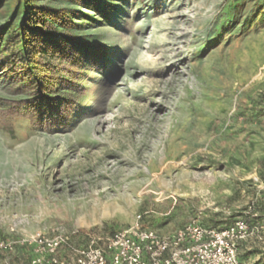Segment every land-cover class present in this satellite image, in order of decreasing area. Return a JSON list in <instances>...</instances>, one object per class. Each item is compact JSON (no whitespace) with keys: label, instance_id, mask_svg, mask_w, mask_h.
Masks as SVG:
<instances>
[{"label":"rangeland","instance_id":"rangeland-1","mask_svg":"<svg viewBox=\"0 0 264 264\" xmlns=\"http://www.w3.org/2000/svg\"><path fill=\"white\" fill-rule=\"evenodd\" d=\"M106 1L79 35L111 57L82 83L72 126L0 130V242L65 233L83 247L136 224L167 235L251 205L241 183L264 172V0H240L238 21L236 0ZM262 238L240 245L243 264H264ZM29 255L0 252V264Z\"/></svg>","mask_w":264,"mask_h":264},{"label":"trees","instance_id":"trees-1","mask_svg":"<svg viewBox=\"0 0 264 264\" xmlns=\"http://www.w3.org/2000/svg\"><path fill=\"white\" fill-rule=\"evenodd\" d=\"M244 5L236 0L234 21L241 18ZM109 6L106 0H0V76L12 93L0 96L2 132L15 138L16 122L21 119L29 122L32 131L51 133L72 126L85 96L82 83L91 71L105 72L111 57L109 47L89 43L79 35L83 22L92 19L84 11L103 15ZM259 179L264 183L263 171ZM241 186L249 192L252 189L250 207L255 214L249 218L246 208L241 218L264 225V189H257L252 180ZM234 218L211 219V226L223 229Z\"/></svg>","mask_w":264,"mask_h":264},{"label":"built area","instance_id":"built-area-1","mask_svg":"<svg viewBox=\"0 0 264 264\" xmlns=\"http://www.w3.org/2000/svg\"><path fill=\"white\" fill-rule=\"evenodd\" d=\"M259 190L264 183L254 180ZM253 208L247 215L253 218ZM139 219L141 217H138ZM248 217L239 218L223 229L202 225V213L171 234L142 229L138 224L116 231L108 237H91L83 247L71 235L38 233L22 241H1L0 252L31 249L26 264H243L240 245L264 232V225H252ZM264 245V238H262Z\"/></svg>","mask_w":264,"mask_h":264},{"label":"crops","instance_id":"crops-1","mask_svg":"<svg viewBox=\"0 0 264 264\" xmlns=\"http://www.w3.org/2000/svg\"><path fill=\"white\" fill-rule=\"evenodd\" d=\"M216 229V228H215ZM249 249H246L245 251H248Z\"/></svg>","mask_w":264,"mask_h":264}]
</instances>
